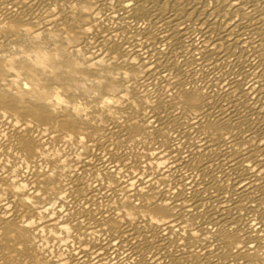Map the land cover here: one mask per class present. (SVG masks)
I'll return each instance as SVG.
<instances>
[{
    "label": "bare ground",
    "instance_id": "obj_1",
    "mask_svg": "<svg viewBox=\"0 0 264 264\" xmlns=\"http://www.w3.org/2000/svg\"><path fill=\"white\" fill-rule=\"evenodd\" d=\"M65 2L0 0L64 57L0 32V264H264V0Z\"/></svg>",
    "mask_w": 264,
    "mask_h": 264
},
{
    "label": "snow or ice",
    "instance_id": "obj_2",
    "mask_svg": "<svg viewBox=\"0 0 264 264\" xmlns=\"http://www.w3.org/2000/svg\"><path fill=\"white\" fill-rule=\"evenodd\" d=\"M131 6H132L131 4L125 5V7H131ZM96 7H100V5L96 4ZM61 9H64V12L69 13V19L67 21H65V29L68 31H71L73 33H76L77 32V28L75 27L76 21L74 19H72L70 10L71 9H77V5L75 3H72L71 0H66L65 4H63V5L57 3L56 7H52L51 4H49L46 6L45 10L48 11L49 14H53V13L60 11ZM85 10H87L86 7H85ZM77 11H79V9H77ZM64 12H61V14L63 15ZM13 24L14 23L11 21H5L4 23H0V32L6 33L9 37L14 39L15 38V31L11 30V28H10V26ZM14 25L20 27L22 32L29 33V44L34 45L35 43H39V45L41 47L48 49V51L51 53V55L55 61L60 62V61L64 60V57L61 55V53L55 50V49L59 48V45L55 44V41L52 38L50 33H48L47 31L41 33L31 25L21 27V26H19L18 22ZM79 31L90 34V33H92L93 29L90 26L87 28L81 26ZM89 38H91L90 35H86V36H84L83 39L86 41ZM53 45H55V47H53ZM27 46L28 45H25V47H27ZM20 51L24 52V47H21ZM4 55H7V53H4ZM19 58L20 57H17V59H19ZM26 58L29 60L31 59L30 50H29V53L26 54ZM48 60H49V56L44 55L43 61L39 62L36 66L38 68L44 69L45 72H49L50 69L47 68ZM66 62L67 63H66V67H65V73L70 75V76H74L78 72L80 75H85V76L95 75L94 73L80 72V69H82V68L87 69V68L92 67L94 65H81L80 63L72 64L71 61H66ZM63 79H64V77L61 76L60 80H63ZM116 79H119L122 84H126L127 80H128V76L121 74V76L116 77ZM67 82L70 83L71 81L69 80ZM40 83H41V85L47 84L48 86H51L52 81L47 80V77L44 76L43 74H41ZM100 83L102 86L100 88H97L96 91H97V93H99L101 95V97H103V96L108 94L105 91L107 85L104 84L103 82H100ZM57 86H60V85L57 84ZM24 87L28 88V84H25ZM18 103H20V102L18 99L15 98L11 89H5L3 93H0V107H4V108L14 107ZM60 103H63V101H60ZM84 103L87 104V101H85ZM97 103H99V101H97ZM105 103L107 105H111L113 103V101L109 99ZM75 111L79 115L85 114L84 112L81 111V106H79V105L76 106ZM40 118L43 119L44 115L42 114ZM69 131H71L70 127H69ZM8 242L9 241H5L6 244ZM8 251L12 252L13 255L19 257V259H6L4 261V264H34V262H31L27 258V257H30L31 252H30V250L26 244L19 250L9 248Z\"/></svg>",
    "mask_w": 264,
    "mask_h": 264
}]
</instances>
